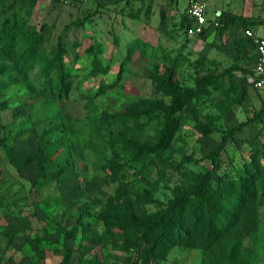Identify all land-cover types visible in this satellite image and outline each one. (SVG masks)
<instances>
[{"label":"rangeland","instance_id":"1","mask_svg":"<svg viewBox=\"0 0 264 264\" xmlns=\"http://www.w3.org/2000/svg\"><path fill=\"white\" fill-rule=\"evenodd\" d=\"M191 1L0 0V26L35 31L48 57L61 41L71 75L65 94L44 87L21 30L0 55V264H204L202 249L170 242L147 256L157 231H136L211 168L221 134L200 135L198 122L230 129L263 109L222 151V169L264 159V102L246 84L254 48L243 36L264 29V0H205L210 24L197 36L186 33ZM65 132L72 165L45 150ZM30 153L40 156L25 166ZM249 180L259 225L241 264H264V174Z\"/></svg>","mask_w":264,"mask_h":264},{"label":"trees","instance_id":"2","mask_svg":"<svg viewBox=\"0 0 264 264\" xmlns=\"http://www.w3.org/2000/svg\"><path fill=\"white\" fill-rule=\"evenodd\" d=\"M16 26L17 24L10 18L0 26V55H8L9 51L14 48L13 33L21 30L15 29ZM21 31L25 42L19 50L25 64L27 66L39 64L42 69L41 84L44 87H59V92L65 94L70 88L71 83L68 78L71 75L64 61L63 43L59 41L57 54L48 57L40 53L41 39L35 31L27 29ZM245 38L255 49L253 40L246 36ZM244 71L246 75L252 73L250 70ZM2 76L3 80L9 78L7 72ZM2 79L0 78L1 85L4 82ZM262 110L230 129H220L212 123L198 122L197 131L200 135L210 136L219 132L221 142L206 156L211 162V168L195 180L189 192L177 194L165 209L152 215L142 228L136 231V234L144 229L157 231L156 238L150 247L146 248L147 256L151 250L163 249V246H159L160 243L170 242L202 249L205 256L204 264H241V257L247 252V249L241 248L243 238L255 232L259 225L256 190L252 188L249 193L252 186V181L249 179L254 178L255 174H264V159L261 161L252 155L251 159L245 161L242 172L223 171L222 151L236 139L237 132L242 131L251 122L260 121ZM117 116L119 123L123 126H126L128 120H132L126 113H118ZM69 141V135L65 132L57 143L49 140L45 150L53 151V153L63 152L65 165H72L74 157ZM88 141L93 147L99 145L98 140L89 139ZM39 156L30 153L25 166L31 164ZM63 171L56 172L55 176L66 178ZM131 225L133 227L134 221ZM135 237L137 239L138 235ZM166 245L170 244L166 243Z\"/></svg>","mask_w":264,"mask_h":264},{"label":"built area","instance_id":"3","mask_svg":"<svg viewBox=\"0 0 264 264\" xmlns=\"http://www.w3.org/2000/svg\"><path fill=\"white\" fill-rule=\"evenodd\" d=\"M69 2L73 0H59ZM208 4L205 0H192L188 8V25L186 33L189 36H197L208 27ZM244 35L251 38L255 43L256 62L251 74L247 76L248 85L263 90L264 89V35L257 34L252 29L247 28Z\"/></svg>","mask_w":264,"mask_h":264},{"label":"crops","instance_id":"4","mask_svg":"<svg viewBox=\"0 0 264 264\" xmlns=\"http://www.w3.org/2000/svg\"><path fill=\"white\" fill-rule=\"evenodd\" d=\"M209 20H210V17H209V15H208V24H210V22H209ZM209 26V25H208ZM208 28V27H207ZM247 28H250V29H252L254 32H256L257 34H262V35H264V29H259V28H257V29H255V28H253V27H246L245 29H247ZM245 29L243 30V36L245 37V35H244V31H245ZM253 59H254V62H253V64H252V66L249 68V70L250 71H253V68H254V65H255V62H256V52H255V49L253 50ZM247 76H248V74L246 75V81H247ZM248 86H250V85H248ZM251 88H252V86H250ZM259 95H261V97H262V99H263V102H264V89L263 90H261L260 92H259Z\"/></svg>","mask_w":264,"mask_h":264}]
</instances>
